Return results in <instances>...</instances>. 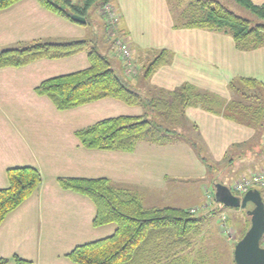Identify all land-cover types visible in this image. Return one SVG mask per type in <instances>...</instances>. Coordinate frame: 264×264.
<instances>
[{
    "label": "crops",
    "instance_id": "obj_1",
    "mask_svg": "<svg viewBox=\"0 0 264 264\" xmlns=\"http://www.w3.org/2000/svg\"><path fill=\"white\" fill-rule=\"evenodd\" d=\"M250 1L254 4L264 3V0ZM168 4L167 0H115L113 5L137 65L138 62L150 61L155 52L161 49L173 53L171 64L162 66L150 77L153 84L167 87L183 83L196 85L198 81L193 77L182 76L189 71L187 75L196 74L200 67L210 75L215 73L216 40L232 43V50L237 52V49L229 34L201 29H173V16ZM152 12L160 16L161 26L154 16H151L153 23L147 21V16ZM87 27L89 29L87 25L71 23L44 10L36 0H21L0 10V50L33 41L86 39L87 32H90ZM91 32L98 31L91 29ZM147 32H156V39L149 41ZM98 35L91 38L97 39L99 43L105 42L104 38L100 41ZM199 62L201 66H198ZM113 63L122 75L121 65L115 56ZM229 63L227 74H231L233 69L231 61ZM88 65L86 54L79 53L62 59L37 60L20 68L0 69V188L8 186L6 170L11 167L31 166L41 176L34 193L0 224V258L7 259V264H15L14 256L28 261V264H74L66 255L75 247L111 236L115 232L116 225L113 223L93 227L95 206L92 201L78 193L61 189L57 178H106L115 187L128 185L162 190L169 175L167 166H174L177 162L181 165L182 159L154 155L174 145L188 149L180 141L153 146L139 143L132 153L83 148L75 132L93 124L85 123L88 119L85 114L100 110L104 114L119 108L117 100L106 98L90 103L94 105L89 110H85L84 105L58 111L47 97L36 95L34 88L43 80L82 70ZM235 75L230 77L229 82ZM138 90L141 91L140 88ZM125 106L120 107L124 111H134L132 116L142 114L138 106ZM185 116L197 126L213 161L220 163L227 150L243 148L239 154L244 156L238 165L245 170H241L238 177L251 174L250 171H264L261 141L255 138L253 128L199 107L187 108ZM11 119H14L15 124L11 123ZM139 149L142 153L138 155ZM191 155L198 165L201 163L203 169L197 174L206 178L204 163L192 152ZM235 168L238 167L235 165ZM169 170L176 172L171 167ZM171 175L177 176L175 173ZM227 181L221 180L219 184L229 187ZM212 195L214 197V193ZM204 199L195 198V205ZM215 205L219 208L227 207L216 200ZM245 225L242 223L244 229Z\"/></svg>",
    "mask_w": 264,
    "mask_h": 264
},
{
    "label": "trees",
    "instance_id": "obj_2",
    "mask_svg": "<svg viewBox=\"0 0 264 264\" xmlns=\"http://www.w3.org/2000/svg\"><path fill=\"white\" fill-rule=\"evenodd\" d=\"M20 1L0 0V10ZM36 1L44 10L81 26L89 24L92 7H104L115 2ZM233 1L258 21L240 17L218 0H167L168 3L176 2L175 6L179 5L175 8L186 5L187 9L183 14V23H178L176 15L173 16V29H201L229 34L236 49L241 51L263 47L264 3L256 5L250 0ZM74 16L83 18L85 23L78 22ZM79 53L86 54L87 68L43 80L34 88L35 94L47 97L58 111L106 98L142 109V114L137 116L109 117L77 130L75 136L83 148L132 153L142 141L156 145L179 141L182 134L179 129L188 122L185 120L186 109L199 107L253 128L255 138L261 141V154L264 153V83L254 77L232 79L227 85L233 95L230 100L202 91L191 83H183L173 90L152 87L142 93L120 75L109 57L88 39L33 41L1 49L0 69L20 68L37 60L62 59ZM172 57L171 51L159 50L146 66L143 77L150 78L162 66L168 65ZM192 127L197 130L195 125ZM201 161L204 163L205 159L201 158ZM204 164L208 168L207 163ZM6 177L8 186L0 188V224L34 193L41 181L40 173L31 166L8 168ZM57 184L63 190L78 193L92 201L95 206L93 227L116 225L111 236L79 245L70 251L66 257L74 264H187L184 246H189L190 238L198 233L206 219L183 208L145 207L136 195L116 188L106 178L59 177ZM249 226L250 222L239 238ZM13 260L15 264L29 263L17 256ZM7 262V259L0 258V264Z\"/></svg>",
    "mask_w": 264,
    "mask_h": 264
},
{
    "label": "rangeland",
    "instance_id": "obj_3",
    "mask_svg": "<svg viewBox=\"0 0 264 264\" xmlns=\"http://www.w3.org/2000/svg\"><path fill=\"white\" fill-rule=\"evenodd\" d=\"M82 0H72V2L77 3ZM222 5L226 8L234 12L235 14L243 17L245 19H249L252 21H258L249 11L237 5L233 0H218ZM176 2L169 3L168 6L170 9H173L172 16L176 15L175 18L178 23H183V14L186 12V5H182L180 9L175 8L179 5H176ZM110 5L114 11L117 13L115 6ZM260 5V4H256ZM154 7V6H153ZM154 12V10H153ZM151 13L147 16V21L150 23L154 22V19L151 16L156 17V21H160L159 25L161 26V20L158 18L159 15L155 16L154 13ZM119 16V15H118ZM90 22L87 26V29L90 32H87L86 39L92 41L96 47L104 54H106L111 60L112 64L114 60V56L119 60V63L122 68V76L130 81H134V85L137 89H141L142 93H145L144 90L148 88L163 87L167 89H175L180 87L181 85H173V86H159L153 84L150 78L145 79L143 77V73L155 54L150 58L148 62H138L136 63V59L134 58L133 50L131 49L126 36L122 33L120 25L116 30H111L109 26L107 27V18L104 14V7H92L90 10ZM104 31L102 29V25ZM92 30H97L98 32H91ZM104 32V35H103ZM99 33L98 37L104 38L105 42L99 43L97 39L91 38V36H96ZM149 41H153L156 39V32H147ZM158 33V32H157ZM122 34V35H121ZM228 35V34H226ZM230 37V36H229ZM91 38V39H90ZM155 38V39H153ZM231 38V37H230ZM103 40V41H104ZM117 42L125 43L130 51V67L129 69L126 64L127 61L122 58L119 54V49ZM232 42V40H231ZM105 43L107 45H105ZM99 44V46H97ZM193 44V43H192ZM232 43H226L223 40H216V54H215V64L213 75L207 73L204 69L200 67V72L197 71L196 74L191 73L190 75H183L182 77H193L194 80H197L196 88L201 89L202 91H207L208 93H212L215 95H219L221 97H225L226 99H231L232 94L228 90V83L230 77L234 73L237 75L233 76L234 78L238 77H254L259 79V81L264 83V46L260 47L256 50L251 51H241L237 49V52L232 50ZM221 50V51H220ZM227 50H230L229 52ZM157 53V52H155ZM174 57V55H173ZM171 62L173 61V58ZM233 68L231 70V74H227V65L230 64ZM171 62L169 64H171ZM236 62V63H234ZM126 63V64H125ZM129 65V64H128ZM198 66H201L200 62ZM115 67V66H114ZM234 71V72H233ZM202 73V74H201ZM233 73V74H232ZM156 74V73H154ZM162 77V76H161ZM196 78V79H195ZM119 104V108H113V110L106 111L104 114H101L103 110H100L95 113L85 114L87 121L86 124H91L96 121L115 117L118 115H130L132 116L134 111L122 110L120 106H125L123 103L116 101ZM94 105V104H93ZM88 104L83 108L91 109L92 106ZM126 107V106H125ZM129 108V107H126ZM140 111V110H139ZM138 111V112H139ZM106 115V116H104ZM95 116V117H94ZM94 117V118H93ZM12 120V124H15L14 119ZM188 122L187 125H183L179 130L181 131V140H179L183 145L188 146V149H184L182 145H174L170 146L167 149H162V153H157L154 156H163L165 155L168 158H179L181 161V165L179 162L174 166H167L168 176L165 181V187L162 190H158L155 188L151 189H143L141 187H130L126 186H116V188L123 189L131 194H134L141 201L143 206L145 207H165V206H173L180 207L195 216H204L206 217L205 221L202 223L198 233L190 238L191 243L188 247L184 246L185 251L183 253L187 254V264H235L233 261V249L237 241L240 239V235L245 230L242 226V223H246L245 228L247 227L249 221V217L247 216V211L251 209V204H248L246 209H239V212H236L237 208L232 207H221L219 208L215 205V200L212 195L214 193V185L219 184L220 181L228 180L229 188L232 192H237L233 190V186L239 182L242 176H239V172L245 170L243 168H239L238 163L242 160L244 155L239 154V152H243V148H235L226 151L224 158L222 161L215 162L208 154L206 147L201 139V135L198 133V129L195 130L192 126L194 123L190 122L187 118H185ZM14 122V123H13ZM196 126V125H195ZM197 127V126H196ZM189 142V143H188ZM141 143H147L153 146L154 143L150 141H142ZM194 143V145H192ZM139 144V143H138ZM158 150V149H157ZM190 150V151H189ZM140 151V149H139ZM191 152L201 160V158L205 159L204 163H207L208 168L204 164L207 177H199L197 174L200 172L202 167L201 163H196L195 157L191 155ZM140 151L137 153L141 154ZM262 157V156H261ZM189 158L190 160H187ZM196 158V159H197ZM234 162V163H233ZM235 165L238 168H235ZM233 166V167H232ZM176 172H171L169 169ZM232 167V168H230ZM181 170L179 171V169ZM199 169V171H198ZM228 171V172H227ZM177 174V176L171 174ZM251 174L257 173V171H250ZM249 175V173H248ZM238 177V178H237ZM207 189V190H206ZM204 197L203 202L201 201L197 205H195V198L200 199ZM202 214V215H201ZM245 221V222H243ZM232 226V227H230ZM243 229V231H242Z\"/></svg>",
    "mask_w": 264,
    "mask_h": 264
},
{
    "label": "water",
    "instance_id": "obj_4",
    "mask_svg": "<svg viewBox=\"0 0 264 264\" xmlns=\"http://www.w3.org/2000/svg\"><path fill=\"white\" fill-rule=\"evenodd\" d=\"M74 19L85 23L83 18L74 16ZM214 200L240 209H246L251 204V209L247 211L250 226L235 244L233 260L235 264H264V248L260 246L264 235V202L259 190H248L242 196H236L228 187L215 184Z\"/></svg>",
    "mask_w": 264,
    "mask_h": 264
},
{
    "label": "built area",
    "instance_id": "obj_5",
    "mask_svg": "<svg viewBox=\"0 0 264 264\" xmlns=\"http://www.w3.org/2000/svg\"><path fill=\"white\" fill-rule=\"evenodd\" d=\"M104 14L107 18V27L111 30H116L119 25V16L112 9L110 5L104 6ZM119 54L122 56L124 60L127 61L126 66L130 67V51L125 43L117 42ZM257 189L261 193L262 200L264 201V171L257 172L255 174L244 175L241 177L239 182L233 186V190L237 192L240 196L245 194L248 190ZM260 246L264 248V235L260 241Z\"/></svg>",
    "mask_w": 264,
    "mask_h": 264
},
{
    "label": "bare ground",
    "instance_id": "obj_6",
    "mask_svg": "<svg viewBox=\"0 0 264 264\" xmlns=\"http://www.w3.org/2000/svg\"><path fill=\"white\" fill-rule=\"evenodd\" d=\"M261 194V193H260Z\"/></svg>",
    "mask_w": 264,
    "mask_h": 264
}]
</instances>
